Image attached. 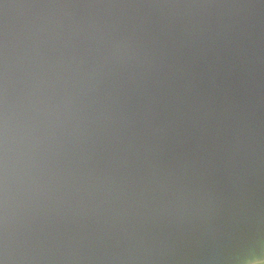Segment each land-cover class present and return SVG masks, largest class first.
<instances>
[{"label":"water","instance_id":"obj_1","mask_svg":"<svg viewBox=\"0 0 264 264\" xmlns=\"http://www.w3.org/2000/svg\"><path fill=\"white\" fill-rule=\"evenodd\" d=\"M264 260V0H0V264Z\"/></svg>","mask_w":264,"mask_h":264},{"label":"snow or ice","instance_id":"obj_2","mask_svg":"<svg viewBox=\"0 0 264 264\" xmlns=\"http://www.w3.org/2000/svg\"><path fill=\"white\" fill-rule=\"evenodd\" d=\"M256 264H264V260H259L256 262Z\"/></svg>","mask_w":264,"mask_h":264},{"label":"rangeland","instance_id":"obj_3","mask_svg":"<svg viewBox=\"0 0 264 264\" xmlns=\"http://www.w3.org/2000/svg\"><path fill=\"white\" fill-rule=\"evenodd\" d=\"M253 264H256V263H253Z\"/></svg>","mask_w":264,"mask_h":264}]
</instances>
